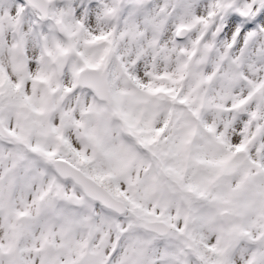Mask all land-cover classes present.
I'll return each mask as SVG.
<instances>
[{
  "label": "snow or ice",
  "instance_id": "1",
  "mask_svg": "<svg viewBox=\"0 0 264 264\" xmlns=\"http://www.w3.org/2000/svg\"><path fill=\"white\" fill-rule=\"evenodd\" d=\"M0 264H264V0H0Z\"/></svg>",
  "mask_w": 264,
  "mask_h": 264
}]
</instances>
